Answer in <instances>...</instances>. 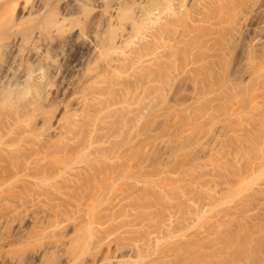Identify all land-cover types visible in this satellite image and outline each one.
Returning a JSON list of instances; mask_svg holds the SVG:
<instances>
[{
  "label": "rangeland",
  "instance_id": "1",
  "mask_svg": "<svg viewBox=\"0 0 264 264\" xmlns=\"http://www.w3.org/2000/svg\"><path fill=\"white\" fill-rule=\"evenodd\" d=\"M83 1L0 33V264H264V0Z\"/></svg>",
  "mask_w": 264,
  "mask_h": 264
},
{
  "label": "bare ground",
  "instance_id": "2",
  "mask_svg": "<svg viewBox=\"0 0 264 264\" xmlns=\"http://www.w3.org/2000/svg\"><path fill=\"white\" fill-rule=\"evenodd\" d=\"M83 2H84L83 0H0V33L4 29L8 30L17 26V24L20 23L21 20H23L22 18H24L25 16L30 17L33 15L32 17L36 18V24L39 27L32 28L31 30H26L25 31L26 34L29 33V35L30 34L34 35L36 33L38 35L41 32V34L43 33L45 38H48L49 36L51 37V35L55 34L54 36H56V38L55 37L53 38H55L56 41L55 44L57 45L54 48V50L55 49L59 50L61 46H63L62 44L64 42V37L66 36V35L64 36V34L61 33V31L63 30L64 21L67 19L66 16L67 17L70 15L80 16L81 14L85 16L87 15L86 13L89 12L87 10L88 7H86L87 8L86 9L84 7L85 4ZM96 2H95L96 3L95 8L93 9L94 12L93 14L95 16L108 19L109 17L111 18L112 16H119L121 14V16L124 19L125 18L128 19V15L130 14L128 8H123L124 9L123 11L120 10L122 9L120 8V6L108 7L111 4L113 5L117 4L118 0H96ZM90 15H92V13ZM81 31L82 30L79 27L78 28L75 27L73 28V30H71L70 35L74 36L73 37L74 43L82 42L85 44L87 42V37L85 38V36ZM21 37L20 36L13 37L12 42L11 41L10 42L13 43V45H15L17 42L19 43L20 40H22ZM53 38L52 40H50L51 39L50 38L48 42L50 43V41H53ZM51 45L54 44L50 43L49 46L47 45V48H49ZM0 46L2 47V45ZM4 47L5 46L3 43V48ZM34 51L35 50H33V52ZM34 56L36 58H40L43 60L44 59L46 60L47 57L46 52H40V51L35 52Z\"/></svg>",
  "mask_w": 264,
  "mask_h": 264
}]
</instances>
